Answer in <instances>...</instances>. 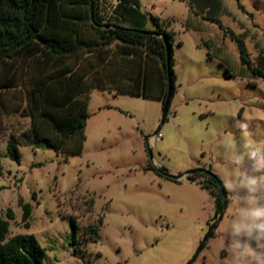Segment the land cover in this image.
<instances>
[{
	"label": "rangeland",
	"instance_id": "obj_1",
	"mask_svg": "<svg viewBox=\"0 0 264 264\" xmlns=\"http://www.w3.org/2000/svg\"><path fill=\"white\" fill-rule=\"evenodd\" d=\"M138 1L179 41L171 54L173 91L159 124V97L92 86L78 153L18 144L14 160L5 141L29 125L17 106L40 64L18 61L16 84L0 89V217L8 222L6 237L34 236L44 248L42 264H187L200 243L188 264H223L220 226L232 208L225 193V206L214 213L199 173L209 169L222 183L227 145L240 140V120L264 143V79L240 62L228 32L242 39L250 67H264V0H217V6L190 0L192 9L187 0ZM112 3L101 0V10L108 13ZM105 59L101 74L107 67H134L112 45L94 64ZM76 60L83 69L93 63L86 51ZM146 65L157 78L158 60L147 58ZM166 173L183 174L173 179ZM23 202L30 205L27 227L20 217ZM68 215L77 223L74 242ZM98 215L97 237L87 239L84 227Z\"/></svg>",
	"mask_w": 264,
	"mask_h": 264
},
{
	"label": "trees",
	"instance_id": "obj_2",
	"mask_svg": "<svg viewBox=\"0 0 264 264\" xmlns=\"http://www.w3.org/2000/svg\"><path fill=\"white\" fill-rule=\"evenodd\" d=\"M100 1L0 0V89L16 84L18 61L30 66L40 64L24 92V104L17 106L21 114L28 116L29 125L5 141V151L11 159L18 160V144L51 148L64 156L78 153L84 138L86 98L92 86L156 96L162 101L168 74L169 100L173 91L172 46L179 44L173 31L162 26L155 15L140 10L138 0H112L108 13L101 10ZM213 1L217 6V0ZM187 4L192 9L190 0ZM202 17L222 27L216 17ZM228 32L236 42L240 62L250 68L253 75L264 79V67H250L242 39ZM110 45L117 55L133 60L134 67L128 70L107 67L101 74V66L105 68L108 62L99 60L95 65L94 59ZM85 51L93 58L87 69L81 68L76 60L79 53ZM147 58L158 60L157 78L149 71ZM223 72L228 73L226 68ZM0 106L4 107L1 98ZM199 174L204 176L201 185L207 188L214 213H218L226 204L222 183L209 169ZM92 202V198L85 202L88 209ZM29 212L30 205L21 203L24 227L28 226ZM6 216L10 218L9 213ZM67 218L70 240L74 242L77 223L73 216ZM101 221L98 215L95 221L85 225L87 239H96ZM214 224H210L205 238L211 234ZM7 228V220L0 217V264H42L44 248L34 236L15 233L6 237Z\"/></svg>",
	"mask_w": 264,
	"mask_h": 264
},
{
	"label": "clouds",
	"instance_id": "obj_3",
	"mask_svg": "<svg viewBox=\"0 0 264 264\" xmlns=\"http://www.w3.org/2000/svg\"><path fill=\"white\" fill-rule=\"evenodd\" d=\"M240 140L229 142L222 187L232 211L220 226L223 264H264V143L243 120Z\"/></svg>",
	"mask_w": 264,
	"mask_h": 264
},
{
	"label": "water",
	"instance_id": "obj_4",
	"mask_svg": "<svg viewBox=\"0 0 264 264\" xmlns=\"http://www.w3.org/2000/svg\"><path fill=\"white\" fill-rule=\"evenodd\" d=\"M169 91H170V80H169V76L167 74L166 76V90H165V94L162 98V101H161V107H160V117H159V120H158V124L162 121V118L165 114V111H166V107H167V103H168V97H169ZM158 124L157 126L155 127V129L153 130L152 134L153 135L157 128H158ZM183 173H177V174H172V173H166V175L170 178H173V179H176V178H179L182 176ZM201 243L199 244V246L197 247L195 253L193 254V256L190 258V260L187 262V264L191 261V259L195 256L197 250L199 249Z\"/></svg>",
	"mask_w": 264,
	"mask_h": 264
},
{
	"label": "built area",
	"instance_id": "obj_5",
	"mask_svg": "<svg viewBox=\"0 0 264 264\" xmlns=\"http://www.w3.org/2000/svg\"><path fill=\"white\" fill-rule=\"evenodd\" d=\"M158 134H156L155 136H153V138H157ZM152 137V135L150 136V138Z\"/></svg>",
	"mask_w": 264,
	"mask_h": 264
}]
</instances>
